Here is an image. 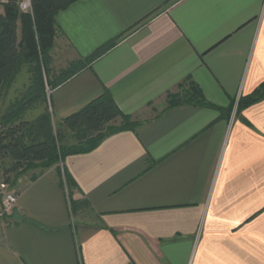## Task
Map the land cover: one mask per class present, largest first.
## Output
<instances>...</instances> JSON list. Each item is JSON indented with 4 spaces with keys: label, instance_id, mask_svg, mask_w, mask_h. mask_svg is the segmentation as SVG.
Returning <instances> with one entry per match:
<instances>
[{
    "label": "crops",
    "instance_id": "obj_1",
    "mask_svg": "<svg viewBox=\"0 0 264 264\" xmlns=\"http://www.w3.org/2000/svg\"><path fill=\"white\" fill-rule=\"evenodd\" d=\"M57 22L70 61L114 45L27 118L60 123L109 90L140 124L68 156L70 191L56 168L19 182L0 264H264V98L228 111L264 82V0H79ZM189 78L216 108L162 112Z\"/></svg>",
    "mask_w": 264,
    "mask_h": 264
},
{
    "label": "trees",
    "instance_id": "obj_2",
    "mask_svg": "<svg viewBox=\"0 0 264 264\" xmlns=\"http://www.w3.org/2000/svg\"><path fill=\"white\" fill-rule=\"evenodd\" d=\"M31 1V12L21 10L20 0L0 1V99L9 95L20 74L26 71L31 75L29 86L9 104L1 117L4 126L8 128L4 127L0 132V158L10 160L5 182L11 185L15 180L8 174L17 176L31 167L47 169L57 163L63 164L68 156L93 151L110 134L131 130L140 124V121L120 110L109 90L59 123L61 129L72 134L74 142L70 144H62L64 132L55 127L49 106L36 118L26 119L30 107L36 103L46 104L47 87H57L114 45L109 43L101 47L84 63H73L78 68L64 70L66 73L61 77H48L52 50L56 38L62 32L57 14L79 0ZM180 88L184 94H167L169 106L165 112L185 104L216 108L206 100L201 88L192 79H187ZM263 98L264 82L253 94L241 97L237 102L235 100L228 111L231 113L236 104L237 111H241ZM152 165L153 162L150 167ZM61 171L66 174L62 182L70 191L74 186L73 180L65 166ZM80 205V201L71 200L73 210H77Z\"/></svg>",
    "mask_w": 264,
    "mask_h": 264
},
{
    "label": "rangeland",
    "instance_id": "obj_3",
    "mask_svg": "<svg viewBox=\"0 0 264 264\" xmlns=\"http://www.w3.org/2000/svg\"><path fill=\"white\" fill-rule=\"evenodd\" d=\"M2 2H4L3 0H0ZM5 3V2H4ZM70 51L69 48L67 47V45L65 44V42H62L61 44H55V47L52 50V59H51V72L50 76L52 79H56L63 75H65L66 72H64V70H69V69H77L78 66L73 64L76 63L75 61H70ZM27 73V72H25ZM44 78H45V82L47 80V75L46 72L44 73ZM22 78H20L21 80ZM22 82H18V86H21ZM17 88V87H16ZM19 88V87H18ZM17 88V89H18ZM50 88V87H49ZM51 89V88H50ZM11 92V90H10ZM48 93V92H47ZM174 94H184L182 88L179 87V89L177 91L172 92ZM11 95V94H10ZM50 96V95H49ZM9 95L6 97H2L0 99V132L4 129V123L1 121V117L3 115L4 112H6V108L9 107V104H11L15 98L14 94H12L9 98ZM10 98H12V100H10ZM16 98H19L16 96ZM238 101V100H237ZM169 106V101H168V95L166 96L165 99V103L163 105L162 108V112H164L165 109H167ZM26 119H28L26 117ZM119 125V124H118ZM55 127L57 128V130L64 132V137H62L61 141L62 144H70L72 142H74V139L72 138V134L70 132H66L64 129H61L59 127V123L57 122L55 124ZM8 128L5 127V129ZM10 165V160L9 159H3L0 158V188H1V184L5 183V179L7 177L6 170L9 168ZM52 168H56V170L59 172L60 176L62 177V179H66V174L63 173L61 170L63 169L62 163H57L47 169H43L41 166H37V167H31L28 168L27 170H24L23 173H21L20 175H12V174H8L9 177H14V184L11 185L9 184V187H7V189L9 191H17V186L19 184V182H21L22 180H32L33 177H38L39 175H41L43 172L50 170ZM16 176V177H15ZM84 211H82L80 214L78 213V211H73V218L74 221H79V218H83L84 216H86V212L85 209H83ZM8 217V216H7ZM6 218V217H5Z\"/></svg>",
    "mask_w": 264,
    "mask_h": 264
},
{
    "label": "built area",
    "instance_id": "obj_4",
    "mask_svg": "<svg viewBox=\"0 0 264 264\" xmlns=\"http://www.w3.org/2000/svg\"><path fill=\"white\" fill-rule=\"evenodd\" d=\"M7 2L8 0H3ZM20 8L24 12L32 11V1L31 0H20L19 2ZM48 95L51 94L52 90L47 87ZM9 187L8 183H2L0 188V219H3L10 215L15 208L17 207L19 201V193L17 191H9L7 189Z\"/></svg>",
    "mask_w": 264,
    "mask_h": 264
},
{
    "label": "water",
    "instance_id": "obj_5",
    "mask_svg": "<svg viewBox=\"0 0 264 264\" xmlns=\"http://www.w3.org/2000/svg\"><path fill=\"white\" fill-rule=\"evenodd\" d=\"M1 197V196H0Z\"/></svg>",
    "mask_w": 264,
    "mask_h": 264
}]
</instances>
